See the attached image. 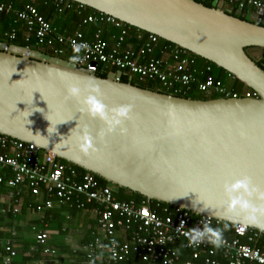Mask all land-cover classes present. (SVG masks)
<instances>
[{
    "label": "water",
    "instance_id": "obj_1",
    "mask_svg": "<svg viewBox=\"0 0 264 264\" xmlns=\"http://www.w3.org/2000/svg\"><path fill=\"white\" fill-rule=\"evenodd\" d=\"M68 1L188 51L258 99L176 97L123 83L121 72L101 78L0 41V136L34 144L148 201L218 222L240 220L246 213L227 212L225 189L248 176L249 189L264 192V70L253 56L264 51L263 12L250 23L217 1L211 8L194 0ZM70 85L81 89L79 99ZM85 97L100 103L99 113L84 110ZM251 201L264 203L255 194Z\"/></svg>",
    "mask_w": 264,
    "mask_h": 264
},
{
    "label": "built area",
    "instance_id": "obj_2",
    "mask_svg": "<svg viewBox=\"0 0 264 264\" xmlns=\"http://www.w3.org/2000/svg\"><path fill=\"white\" fill-rule=\"evenodd\" d=\"M47 1L59 15L77 13L81 29L73 32L60 30L31 4L21 8L0 4V16H10L14 25L23 27L26 32L24 41L33 42L39 52L70 60L77 68L96 75L104 71L111 74L113 70L125 72L140 82H153L166 94L176 97L196 91L223 99H258V95L251 90L243 93L229 91L215 78L210 64L201 63L195 55L169 45L153 34L132 28L107 15L87 12L86 7L68 0ZM215 1L222 10H226L223 2L227 1L235 5L238 12L254 11L255 21L263 12L261 21H264V0ZM17 34L18 30L13 27L4 34V38L13 42ZM82 44L86 47L75 52L76 46ZM73 56L79 59L73 61ZM253 56L257 58V63L264 64L263 52L256 51ZM227 77L233 76L228 74ZM0 168L10 174L6 180L1 178L0 184L12 191L25 186L32 196L44 198L42 204L33 208L36 213L52 210L55 202L77 211L89 207L94 209L96 231L93 240L84 246L86 264H127L133 260L135 264H194L202 252L206 253L202 264H220L214 258L216 250L222 253L225 264H264V253L240 243L239 238L247 235L249 228L237 225L236 237L232 240L223 238L219 248L211 244L206 236L200 238L199 244H193L190 237L194 231H203L215 220L195 217L179 209H151L147 202L118 201L114 188L101 186L90 173L80 176L54 154L44 152L34 144L0 136ZM14 201L16 206L12 212L17 213L19 200L15 197ZM258 237L259 234L251 232L249 241ZM47 240L48 235L40 232L35 237V244L44 246ZM181 248L188 256L184 261L179 254ZM4 249L8 253L7 262H10L16 255L10 241Z\"/></svg>",
    "mask_w": 264,
    "mask_h": 264
},
{
    "label": "crops",
    "instance_id": "obj_3",
    "mask_svg": "<svg viewBox=\"0 0 264 264\" xmlns=\"http://www.w3.org/2000/svg\"><path fill=\"white\" fill-rule=\"evenodd\" d=\"M1 178L6 180L10 174L0 168ZM15 197L19 200L17 213L12 212ZM43 201V197L32 196L25 186L12 191L0 184V264H86L84 246L96 231L94 209L75 211L55 202L50 211L34 212L33 208ZM40 232L48 235L44 246L35 244ZM7 241L16 254L10 262L4 249Z\"/></svg>",
    "mask_w": 264,
    "mask_h": 264
},
{
    "label": "trees",
    "instance_id": "obj_4",
    "mask_svg": "<svg viewBox=\"0 0 264 264\" xmlns=\"http://www.w3.org/2000/svg\"><path fill=\"white\" fill-rule=\"evenodd\" d=\"M194 1L205 6V7H207V8H211L212 3L215 0H194ZM223 3L226 7L225 8L226 11L230 12V15H232L236 18H239L240 20L246 21V22L255 23V20L253 19V15L255 13L254 11H240V12H238L235 5H232V4L228 3L227 1H224ZM0 4H12L16 8H21L25 4H31L54 27H56L62 31L67 30L69 32H73V31H76L78 29H81L80 28V16H78L77 13L66 12L62 15H59L58 13L55 12L54 6L47 0H0ZM87 12H94V11L87 8ZM13 21H14L13 18L10 16H5V15L0 16V41L5 42L8 45H16L19 47L28 48L30 50L40 51L38 48H36L34 46L33 42L26 43L24 41V35L26 33L25 29L23 27H20V25H14ZM260 26L264 27V21L260 22ZM13 27L18 30L17 38L13 42H8L4 38V34L7 31H9L10 29H12ZM83 30H85V29H83ZM165 43H167V42H165ZM167 44L170 45V43H167ZM263 54H264V52H263ZM199 60L201 61V63H208L205 60H202L200 58H199ZM208 64H210L213 67V70H214L213 74H214L215 78L217 80H219L229 91L237 92V93H243V92L249 90L244 84H242L240 81H238L234 77L228 78L227 77L228 73H226L222 69L217 68L216 66H214L211 63H208ZM258 65L264 70V64L262 62H259ZM112 72L117 73L116 70H113ZM108 74L109 73L105 72V71L104 72H98L97 76H99L101 78H106L108 76ZM121 82L131 83L133 85H137L141 88L149 89V90H153L157 86V84H155L153 82H149V81L140 82L137 78L130 77L125 72L122 73ZM158 89L161 92L165 93V91L162 90L160 88V86H158ZM181 98H187V99L190 98V99H194V100L206 101V100L217 99L218 97L208 96L205 94H199L196 91L195 92L193 91L186 96H181ZM60 161L63 164H67V165L71 166L72 168H74L80 174V176H83V175L88 173L81 168H78V167H75L71 164H68L65 161H62V160H60ZM95 178L101 186H103V187L109 186V187L114 188L115 196H116L118 201H123V202L133 201L136 203L147 202L149 204V206L151 207V209L161 210V208H167L170 211L176 210V208L171 207L169 205L158 203L156 201H148L147 199H145L144 197H142L139 194H136V193L130 192L128 190L112 186L111 184H108L107 182H105L104 180H102L96 176H95ZM224 224H225V222L214 221V223L212 224L211 227L223 228ZM236 227H237L236 225L230 224V227L223 232V238L227 239V240L234 239L236 237V235H235ZM251 232L259 234V237L253 239L252 241H249V237H250ZM239 239H240L241 244L249 245L252 249L259 250L262 253H264V232H259L257 230L248 229L247 235L242 236ZM92 240H93V237L90 240V242ZM182 249L183 248L179 249V254L181 257V261H184L188 256H187V252L182 250ZM210 249L211 248H208V250H210ZM206 252H207V250H206ZM83 256H84L83 261H84V263H86L85 253L83 254ZM205 257H206V253L202 252L201 257L197 261H195L194 264H202ZM214 258L217 259L220 262V264L226 263V261L222 257V253L219 250L215 251ZM95 264H103V263L102 262H96ZM127 264H135V261L133 260L131 263H127ZM178 264H181V262H179Z\"/></svg>",
    "mask_w": 264,
    "mask_h": 264
},
{
    "label": "clouds",
    "instance_id": "obj_5",
    "mask_svg": "<svg viewBox=\"0 0 264 264\" xmlns=\"http://www.w3.org/2000/svg\"><path fill=\"white\" fill-rule=\"evenodd\" d=\"M82 47L86 45H78L74 49L75 52H79ZM73 61L78 60V56L72 57ZM68 92L71 96L80 98L81 89L77 86H69ZM84 110L88 111L90 114H97L100 111V103L93 97L89 99L84 98ZM118 116H123L124 111L118 110ZM251 184V178L245 176L243 179L238 180L228 186L225 191L228 195V202L226 205L227 212H235L239 209L241 213H246L240 220L234 217H229L230 224L242 223L245 226H254L260 231L264 232V203L260 205H254L251 201V197L255 194L257 199L264 201V192L259 191L257 188L253 187L249 189ZM236 193V195H233ZM247 197V198H246ZM229 223H225L223 228H213L211 226H205L203 231H194L190 239L193 244H199L200 238L206 236L208 241L215 247L219 248L223 243V232L230 227ZM188 235V233H186Z\"/></svg>",
    "mask_w": 264,
    "mask_h": 264
},
{
    "label": "flooded vegetation",
    "instance_id": "obj_6",
    "mask_svg": "<svg viewBox=\"0 0 264 264\" xmlns=\"http://www.w3.org/2000/svg\"><path fill=\"white\" fill-rule=\"evenodd\" d=\"M264 52V51H263Z\"/></svg>",
    "mask_w": 264,
    "mask_h": 264
}]
</instances>
